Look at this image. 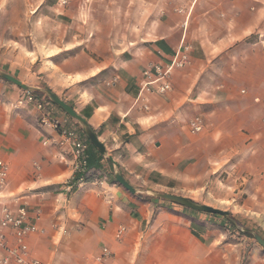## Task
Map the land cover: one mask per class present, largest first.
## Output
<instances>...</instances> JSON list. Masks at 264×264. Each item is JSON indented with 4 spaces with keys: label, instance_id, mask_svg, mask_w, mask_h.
I'll return each instance as SVG.
<instances>
[{
    "label": "crops",
    "instance_id": "obj_1",
    "mask_svg": "<svg viewBox=\"0 0 264 264\" xmlns=\"http://www.w3.org/2000/svg\"><path fill=\"white\" fill-rule=\"evenodd\" d=\"M92 1L21 0L25 14L37 18L21 30L60 29L67 38L0 46V68L47 87L83 116L133 186L226 210L264 238V0H132L136 5L125 9L104 0L107 22L100 29L123 25L136 35L126 41L110 35L102 60L76 32L90 35V25H98ZM17 4L0 0V15ZM132 14L136 24L116 23ZM181 45L190 47L188 63L172 73L170 91L147 96L149 110H143L135 102L142 70L170 61ZM25 97L0 80V160L8 165L0 207L26 208L32 258L43 264H264V249L221 216L134 197L109 178L104 161L76 170L69 150L40 120L47 115L73 130L86 146V161L76 124L53 104ZM196 116L204 128L191 135L188 123ZM81 171L88 180H74Z\"/></svg>",
    "mask_w": 264,
    "mask_h": 264
},
{
    "label": "built area",
    "instance_id": "obj_2",
    "mask_svg": "<svg viewBox=\"0 0 264 264\" xmlns=\"http://www.w3.org/2000/svg\"><path fill=\"white\" fill-rule=\"evenodd\" d=\"M59 3L64 6L69 3V0H60ZM176 12L182 13V10L177 9ZM189 51L188 45H181L170 61L150 63L142 70L139 92L135 102L139 103L143 110H149L148 95H165L171 90V75L174 70L183 68L188 63ZM241 93H244V90ZM34 99L33 95L26 93L25 100L27 102H32ZM19 103L21 104L22 101ZM40 121L56 132L58 146L69 150L75 161V169L85 166L83 154L86 146L78 140L75 132L68 128H62L56 121L49 119L47 115L43 116ZM261 122L264 124V116L261 118ZM203 128L204 122L200 116L194 117L188 123V131L191 135L199 134ZM7 174L8 165L0 160V193L4 192L7 186ZM6 231L11 234L10 240ZM32 232H34V228L29 222V216L24 206H18L13 211L2 205L0 207V250L4 254L0 257V264H43L29 255L25 238ZM122 233L123 231L119 230L115 235L116 238L119 239ZM104 255H108L107 250H104Z\"/></svg>",
    "mask_w": 264,
    "mask_h": 264
},
{
    "label": "water",
    "instance_id": "obj_3",
    "mask_svg": "<svg viewBox=\"0 0 264 264\" xmlns=\"http://www.w3.org/2000/svg\"><path fill=\"white\" fill-rule=\"evenodd\" d=\"M0 79L9 84L14 85L15 87L24 91L25 93L31 95L44 96L51 104H53L54 106L59 108L64 114H66L78 126V128L81 130V132L90 142V144L99 152V154L103 158V161L111 166L112 177L114 181L117 184H119L130 195L134 197H145L153 200H160L163 202L181 206L183 208L192 211L221 216L231 226L236 228L240 233L250 235L251 238L260 247L264 249V238H262V236L259 233L253 230H250L243 226L242 227L239 226L234 220V218L231 216V214L226 210L214 208L212 206H208L205 204H200L180 195L133 186L123 177L119 169V166L115 161V159L113 158L112 154L108 152L105 145L98 139V137L90 127L87 120L79 113H77L67 102H65L62 98H60L57 94H55L47 87L28 84L18 79L17 77L13 76L12 74L4 71L1 68H0Z\"/></svg>",
    "mask_w": 264,
    "mask_h": 264
},
{
    "label": "rangeland",
    "instance_id": "obj_4",
    "mask_svg": "<svg viewBox=\"0 0 264 264\" xmlns=\"http://www.w3.org/2000/svg\"><path fill=\"white\" fill-rule=\"evenodd\" d=\"M70 1V0H69ZM21 0H18V7H13L11 9V13L7 15H0V46H5V44H11L12 46H15V48H18L20 46H26L31 44H38L39 41L43 40H52L57 39V37H62L63 39L67 38V32L56 30V31H31V30H21V27L24 26V24L32 23L35 21V16L31 14H25V7H22L20 5ZM27 2V1H26ZM114 3H116L118 6H122L125 8H130L134 5H136V1L132 2V0H114ZM91 7H96V11L100 15V18L93 22L95 24L90 25V35L89 33L76 31L77 35H80V37H84L85 39H88L87 44L89 43L88 49L91 52V56L97 57V60H102V57L105 56L110 48L107 44V39L110 35L118 34L121 38V40H125L126 38H133L134 35H136V31L128 30L127 27H124L121 25V28H119V31H103L100 29L101 24H105L107 22V16L103 14V8L106 6V1L104 0H93L91 3H88ZM17 11L21 13H16ZM114 20V18H112ZM116 23H134L136 24V15H121L117 16ZM38 22H41V20H37ZM122 26L125 29H122ZM11 28V29H10ZM57 29V28H56ZM85 35V36H84ZM50 38L48 39V37ZM79 37V36H78ZM79 37V38H80ZM35 42V43H34ZM13 43V44H12ZM120 46V45H119ZM14 86V85H13ZM17 88V87H16ZM242 227V225H240ZM233 229V228H231ZM236 232L239 233V231L234 228ZM258 233V232H257ZM253 240V239H252Z\"/></svg>",
    "mask_w": 264,
    "mask_h": 264
},
{
    "label": "trees",
    "instance_id": "obj_5",
    "mask_svg": "<svg viewBox=\"0 0 264 264\" xmlns=\"http://www.w3.org/2000/svg\"><path fill=\"white\" fill-rule=\"evenodd\" d=\"M1 80V79H0ZM5 82V81H4ZM34 97H36L38 100L42 101V102H47V103H50L44 96L42 95H33ZM57 108V107H56ZM58 110H60L58 108ZM61 111V110H60ZM62 112V111H61ZM63 113V112H62ZM69 118V117H68ZM77 126V125H76ZM78 128V126H77ZM78 131H79V134L81 136V138L83 139V142L86 143L87 147H88V158L87 160L85 161V168L84 170H89L90 168H98V166L100 165L99 162L100 161H103V158L101 157V155L99 154V152L90 144V142L86 139V137L83 135V133L81 132V130L78 128ZM106 167H107V172H108V176L111 180L114 181L113 177H112V171H111V166L107 163H105ZM85 172L84 171H81V172H78L75 174L74 176V180H78L79 178H85V180H88L89 177H85ZM115 182V181H114ZM129 182V181H128ZM130 183V182H129ZM135 186V185H134ZM138 198H141V199H146V200H151L149 198H145V197H138ZM166 204H170V203H167V202H164ZM187 210V209H186ZM227 223V222H226ZM239 225V224H238ZM240 226V225H239ZM230 228H233V226H230ZM239 235H245L249 238H251L250 235L248 234H239ZM252 239V238H251Z\"/></svg>",
    "mask_w": 264,
    "mask_h": 264
}]
</instances>
